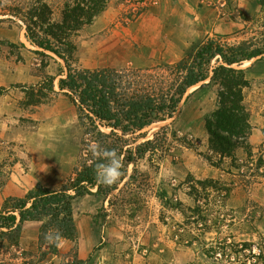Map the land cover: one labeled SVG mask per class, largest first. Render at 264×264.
I'll return each mask as SVG.
<instances>
[{"label": "rangeland", "instance_id": "rangeland-1", "mask_svg": "<svg viewBox=\"0 0 264 264\" xmlns=\"http://www.w3.org/2000/svg\"><path fill=\"white\" fill-rule=\"evenodd\" d=\"M29 1L0 0V214L38 184L68 185L86 158L83 144L92 143L58 89L63 62L36 54L26 39L17 10ZM43 1L52 22L72 3ZM258 1L108 0L91 25L71 36V64L155 75L209 39L231 46L260 37ZM241 69L249 82L243 104L251 157L239 149L233 165L212 155L203 118L215 110L216 93L192 88L172 119L126 139L133 148L157 136L161 148L130 164L116 191L74 197V239L51 254L38 245L41 223H25L18 246L0 241V264H264V163L258 166V157L264 162V64L246 62Z\"/></svg>", "mask_w": 264, "mask_h": 264}, {"label": "trees", "instance_id": "trees-1", "mask_svg": "<svg viewBox=\"0 0 264 264\" xmlns=\"http://www.w3.org/2000/svg\"><path fill=\"white\" fill-rule=\"evenodd\" d=\"M107 2L72 0L71 4L64 5L59 22H52V10L43 0L29 1L27 6L23 4L28 8L17 10L18 14H23L26 39L37 49L35 53H50L63 62L65 72L57 86L75 109L84 137L92 143L99 142L105 148L115 149L122 160L123 174L110 187L98 185L89 144H83L87 148L86 158L68 185L51 190L38 184L24 200H13L14 204L0 214V241L9 245L18 246L22 227L28 222L41 223L38 245L51 254H56L58 247L46 244L43 234L49 229L59 228L63 240L74 239V197L83 196L90 189L104 196L116 191L127 177L130 164L161 148V145H155L157 136L133 148L126 139L153 124L172 119L192 88L198 87L196 91L214 90L216 93L215 110L203 118L212 155L219 162L228 158L233 165L239 149H244L249 157L252 155L248 147L251 131L249 114L243 104L244 90L249 87V82L241 66L246 62L264 60V34L231 46L209 39L194 47L185 59L157 68L155 75L111 68L75 69L71 64L75 48L70 38L91 25L106 9ZM258 4L264 8V0H259ZM48 86L49 91H53L52 81ZM209 158L206 157L210 162ZM263 163L262 156L258 157V166ZM207 183L200 182V186L203 188ZM71 191L74 195L70 194Z\"/></svg>", "mask_w": 264, "mask_h": 264}, {"label": "clouds", "instance_id": "clouds-1", "mask_svg": "<svg viewBox=\"0 0 264 264\" xmlns=\"http://www.w3.org/2000/svg\"><path fill=\"white\" fill-rule=\"evenodd\" d=\"M88 151L95 161L94 174L97 184L110 187L117 183L123 174L122 160L117 151L105 148L99 142L89 144ZM43 236L46 244L61 246L63 236L59 228H51Z\"/></svg>", "mask_w": 264, "mask_h": 264}, {"label": "crops", "instance_id": "crops-1", "mask_svg": "<svg viewBox=\"0 0 264 264\" xmlns=\"http://www.w3.org/2000/svg\"><path fill=\"white\" fill-rule=\"evenodd\" d=\"M253 63V62H252ZM251 63V64H252ZM262 64H264V60L263 61H257V62H254L252 65H255V67H261L262 66ZM257 69H255V71H256ZM254 71V73H256ZM260 72H261V70L259 69V71L257 72V74H260ZM253 75V74H252ZM251 77V76H250ZM249 79H252V77L251 78H249ZM251 132H252V128H251Z\"/></svg>", "mask_w": 264, "mask_h": 264}]
</instances>
